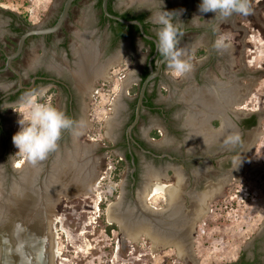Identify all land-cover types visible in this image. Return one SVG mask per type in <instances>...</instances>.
I'll return each mask as SVG.
<instances>
[{
  "label": "flooded vegetation",
  "instance_id": "1",
  "mask_svg": "<svg viewBox=\"0 0 264 264\" xmlns=\"http://www.w3.org/2000/svg\"><path fill=\"white\" fill-rule=\"evenodd\" d=\"M96 1L94 0L92 7V10L97 12L95 22H78L76 24L64 22L55 32L26 38L19 56L12 61L13 66L20 72L21 80L11 69H3L6 55L9 53L5 54L4 49L0 47V51L2 50L0 52V177H4L1 178L3 182H0V196L2 194V198L5 200L0 203V264H36L39 262L42 252V237L48 238L45 243L47 244L46 248H50L51 234L54 230L57 231L55 223L59 221L58 217L55 216L57 219L54 224L48 222L50 219L51 221L53 218L55 219L50 216L52 212H49L51 210L49 205L52 206L56 202L53 195L57 194L59 188H68L67 190L84 186L89 188L91 184L89 173H99L103 170L104 157L110 151L119 156L118 160L123 162L126 167L124 169L128 170L126 195L135 205L134 212L139 213L142 212V208L139 207L141 200L138 191L154 179L149 174L144 176L149 172V168L151 171H155L156 176H159L161 180H166L168 183L169 180L174 179L173 176L172 178L170 176L173 173L172 168L178 169L179 177L180 174L184 177L187 171L190 177L193 175L195 179L199 175H194V169L197 166L193 165L194 160L205 172L208 171L205 164L217 156L226 155L225 162L233 163L238 158L241 149L248 145L245 140L246 135L257 124L256 114L250 113L246 108L238 107V102H236L248 94L249 86L245 90H240L239 85L233 80L229 85H226L221 77L204 74L200 70L202 71L205 67L202 69L199 67V71L195 73L197 76L196 85L210 91L201 93L199 97L196 95L197 101L195 102L198 103V106H203V112L207 113L208 121H206V125L200 121L195 122V128L190 125L192 128L188 132L185 121L179 127L181 130L180 149L169 150L164 146V137L170 132V118L182 110L183 103L171 102L169 93L171 94L173 91H170L169 88L173 79L170 78V70L163 62L157 76L148 81L139 108L138 119L129 128L136 116L141 84L151 70L149 58L152 56L150 63L153 70H156L158 61L162 57L156 50L154 41L141 35L138 25L134 24L137 28H129L125 34H119L116 30L117 23L103 19V16H108L104 13L103 16L101 15L103 11L96 6ZM117 1H110L111 12L108 11L111 14L119 16L126 13L130 17L139 15L137 6H130L125 11L118 10L115 7ZM182 7L185 11L186 0ZM58 14L53 18L54 20L46 21L42 25L25 26L24 31L29 27L51 26ZM179 22L176 24L177 27H179ZM140 23L144 32L157 40V25H150L143 20ZM202 24L203 27L191 24L189 27L186 22L185 32L179 39L178 47L186 51L182 44L184 36L187 33H198L208 29L212 39L209 43H205L207 44L205 49L197 51L198 58L207 57L214 60L221 50L214 46L217 35L215 29H211L214 22L208 27H205L206 23ZM144 39L150 40L153 46L151 43L145 42ZM31 42L33 43L34 59L25 62L23 51L28 45H31ZM124 56L128 57L131 66L123 72L124 79L120 81L119 89L114 95L116 101L113 102L112 99L106 110L103 111V115L100 116L102 121L101 137L96 131L94 122H92V127L87 125L91 121V117L87 115L90 113L89 94L92 89H95L96 79L109 77L112 68H118L116 72L122 73L124 60L121 57ZM18 59L19 62H17ZM142 59L144 63L141 62ZM117 76L119 77V75ZM125 76H128V80L125 79ZM114 79L111 82L114 83ZM203 83L206 85L204 86ZM224 84L226 86H223ZM45 86L49 91L43 102L62 110L72 119L73 126L62 132L58 147L54 152L50 153L45 160L33 165L27 162L23 156L14 155L18 150L12 144L14 134L7 127L12 124L11 121L5 120L11 118L10 112L7 111L10 106L21 104L22 98L30 90H38ZM178 86H184V84H178ZM184 89L181 88V95L186 99V92L188 93L191 88L186 91ZM217 89L221 91V94H217ZM226 89L228 90L224 95L223 91ZM190 95H192L191 92ZM164 96H166L165 99L160 100ZM222 98L224 99L222 100ZM261 99L264 107V97ZM186 101L188 100L186 99ZM206 102L209 103L206 105ZM197 111L200 109L198 108ZM212 111L214 112L212 113ZM182 118H174L178 120L179 126ZM96 120L100 121V119ZM89 129L94 130L92 132L94 136L89 135ZM195 129L196 133H193ZM75 131H79L80 135H74ZM188 137H197L203 143L202 149L200 148L198 152L202 155L198 156V160L186 156L183 151ZM106 142L109 144L107 145ZM17 161L22 163L21 167H17ZM203 162L205 163L203 164ZM237 162L239 163V160ZM230 173L232 174V171ZM12 177L14 178L12 179ZM14 181L17 182V186H14ZM95 182L98 186L100 179ZM80 195L82 198L78 203L83 204L89 193L81 192ZM73 197L75 196H71V198ZM159 212L162 214L166 212V209ZM132 218L134 217L132 216ZM250 242L248 249L237 260L229 264H243L244 261L249 262L245 264H264V228ZM49 264H52L51 260H49Z\"/></svg>",
  "mask_w": 264,
  "mask_h": 264
},
{
  "label": "rangeland",
  "instance_id": "2",
  "mask_svg": "<svg viewBox=\"0 0 264 264\" xmlns=\"http://www.w3.org/2000/svg\"><path fill=\"white\" fill-rule=\"evenodd\" d=\"M184 1L178 0V2L173 3L174 0H164L165 10L168 12H173L175 7L181 8L174 20L176 22L174 25L180 21L184 11V7H182ZM63 2L64 0H0V47L4 49L3 52L5 54L12 52L19 38L17 34L10 31L9 26L13 22L10 12L22 15L32 26H39L46 21H52L60 12ZM121 2L122 6L119 7L123 9V3L126 1L122 0ZM249 2L252 9L251 14H234L228 18H223L218 14L215 16L212 12H198L195 9L193 14L195 19H192L191 23L197 20L206 23L205 27H208L214 22L211 29L214 28L215 33H217L215 42L223 38L228 46L221 49L214 60L207 57L198 58L197 51L206 48L207 44L205 43H209L212 39L211 32L207 29L198 33H187L182 44L185 47L189 46V50L186 48V51L185 49L184 51L187 54V59L192 64V70L182 78H175V81L169 71L170 78L173 79L169 88L173 92L169 95L176 99L181 94L182 87L188 89L190 86H195L197 93L199 92V87L196 85L197 76H195V73L199 71V67L201 69L205 67L202 71L200 70L204 74L221 77L226 85H229L233 80L239 85L240 90H245L249 86L248 94L236 102H238V107L246 108L250 113L256 114L257 124L246 135L245 140L248 145L241 149L242 151L236 161L233 163L228 161L227 164L225 162L226 155L217 156V158L205 164L207 165L205 168L208 169L205 172L194 160L193 165H197L194 169V175H199V177L194 179V176L190 177L187 171L184 177L180 174L178 202L177 200L173 202L166 209V212H163L152 221L144 213L134 212L135 205L126 195L128 170L124 169L126 167L123 162L118 160L119 156L110 151L111 154L109 153L104 157L103 170L99 173H89V181L91 182L89 188L87 186L69 190H67L68 188H59L57 194L53 195L56 202L52 206L49 205L51 209L49 212H52L51 217L57 216L59 221L55 223L57 254L54 256L52 264H229L237 260L248 249L250 241L263 231L264 107L261 98L264 97V0H249ZM93 5L94 0H78L71 7L65 22L74 24L78 22H95L97 12L94 9L92 10ZM29 7L33 9L31 15L28 14ZM32 48L33 43L31 42V45L24 49L25 62L34 59ZM121 59L124 60L122 73L116 72L118 68H112L109 77L96 79L95 89H92L89 94L88 107H90V113H87V115L91 117V121L87 125L92 127V122H94L96 131L99 132L101 137L100 127L102 121L100 116L103 115V111L106 110L115 92L118 91L120 81L124 79L123 72L131 66L127 56L121 57ZM17 62H19V59ZM208 62L212 63L207 64ZM114 75L115 77H113ZM232 77L233 79H231ZM113 78H115L114 83L111 82ZM125 79L128 80V76H125ZM201 82L203 81L201 80ZM178 84H184V86H178ZM225 84L223 86H226ZM203 85L206 84L203 83ZM201 89L205 92L207 88L202 87ZM165 97L160 100H164ZM193 104L195 109L203 107L198 106L195 101ZM20 108L21 104L18 103L7 109L11 114H9L11 118L5 121H11L12 126L7 125V127L11 129L13 134L20 129L18 121L21 117L17 112ZM96 119H100V121ZM184 119L182 118V120ZM195 122L198 123L199 121ZM180 123L179 126L177 121H169L171 125L170 132L164 137L165 143L163 142L169 150L180 149L181 130L179 127L185 121ZM202 123L206 125V121H202ZM190 125H193L194 128L196 126L193 121L190 123L186 121L187 132L192 128ZM93 131V129H89L90 136H94ZM98 132H96L97 135ZM106 144L108 145L109 142H106ZM202 144L197 137H188L183 151H185L186 156L198 160V156L202 155L201 153L198 154L200 148L202 149ZM236 162L239 166L236 165ZM120 163L122 164L121 167ZM148 171L144 176L149 174L151 178L159 177L154 176L155 171H151L150 168ZM172 171L175 173L178 172V169L172 168ZM230 171H232V174ZM173 173L170 174L171 178ZM1 178L4 177H0V182L2 181ZM97 179H100L99 185L93 187ZM173 181L175 182V179L169 180V183L172 184ZM13 184L17 186V182L14 181ZM208 189L215 190L214 193L218 189L220 190L211 202V211L203 220V223L191 227L195 211L199 206V196L201 192ZM142 191L144 192V187L139 189V197L142 195ZM81 192L89 193L83 204L78 203L81 202ZM2 196L1 194L0 203L5 201ZM71 196L75 197L71 198ZM119 197L120 200L113 207V210L116 216L123 217L128 222L126 231L124 229L120 230L114 223L107 222L106 209L108 204L111 201H117ZM98 201L100 202L97 211L96 203ZM149 202L156 207L164 204L163 197L159 194L153 196ZM142 205L141 203L139 207L143 208ZM134 215H137V217H134ZM132 216L138 218V223H135ZM144 221L151 226L150 233L156 234L155 236L160 238L156 243L160 248L152 251L153 242L151 238L144 236L143 232L140 233L138 241L128 235L127 229L131 233L132 228L144 225L140 224ZM108 225L114 226L108 228ZM154 226H160L161 229H164V232L161 233L162 236L159 235ZM170 238L172 240L179 239L183 242L184 252L182 255L178 254L174 244L170 242L167 245L165 243ZM46 241H48V238L43 236L41 257L36 264H49L50 254L49 247L46 248ZM43 247L45 248L43 249Z\"/></svg>",
  "mask_w": 264,
  "mask_h": 264
},
{
  "label": "clouds",
  "instance_id": "3",
  "mask_svg": "<svg viewBox=\"0 0 264 264\" xmlns=\"http://www.w3.org/2000/svg\"><path fill=\"white\" fill-rule=\"evenodd\" d=\"M199 11L212 12L215 16L218 14L228 18L234 14L249 15L252 9L249 0H201ZM171 13L162 11L157 18L160 27L156 32V50L163 58L171 75L174 78H182L192 70V64L187 59L186 52L178 47L182 32L172 23ZM214 46L217 49H224L228 45L221 38L215 42ZM141 62L144 63L143 59ZM48 91L47 86L30 90L22 98L21 108L17 111L21 118L18 121L20 129L12 137L13 145L18 150L14 155L23 156L33 165L45 160L50 153L54 152L62 132L73 126L72 119L62 110L43 102ZM74 135L79 136L80 132L75 131ZM99 202L96 203L97 211Z\"/></svg>",
  "mask_w": 264,
  "mask_h": 264
},
{
  "label": "bare ground",
  "instance_id": "4",
  "mask_svg": "<svg viewBox=\"0 0 264 264\" xmlns=\"http://www.w3.org/2000/svg\"><path fill=\"white\" fill-rule=\"evenodd\" d=\"M114 100H115V96L113 97L112 101L114 102ZM16 165H17V167H21L22 163L17 161ZM154 176H156V174H154ZM173 178L175 179V183H173V184L168 183V182H164L163 180L160 179V177H156V178L152 179L151 181H149L148 183L145 184L144 192L142 191V195H140V200H141V203L143 204L142 205L143 209H145L147 211H151V212H159V211H164L165 209H168V207H170V205H172L173 202H175L176 200L178 202V198H179L178 197V192H179L178 191V185H179L178 182H179V178H181V177H179V172L176 171L175 173H173ZM93 185L96 186V182H94ZM219 190L220 189H218L215 193H214L215 190H213V189H208L206 191L201 192V194L199 196V203H198L199 206H198L197 210L195 211L194 218H193V223H192L191 227L192 226H196L198 223H201V222L203 223V220L209 215V213L211 211V202L214 200L215 195L218 193ZM158 194L163 197V201H164V206L162 208H159V209L149 202V200L153 196L158 195ZM117 203H118V200L117 201H113V202L108 204V207L106 209L107 222L108 223H115V224H117V226H118V228L120 230L124 229L126 231V228L128 227L127 226L128 222L125 221V218H123V217L119 218L118 216H116L114 214L113 207ZM134 217H137V215H134ZM56 219H57V217H55V219L53 218L52 221L50 219L48 222H52V224H54ZM134 221H135V223H138V218H134ZM140 224H144V225L137 226V228H132L131 229V231H132L131 233L127 229L128 235H130L131 238H134L135 241H138L139 238H140V236H139L140 233L143 232L144 236L151 238V240L153 242L152 243V248H151L152 251L160 248L158 246V244H156V243H158L160 238L158 236H155L156 234L154 235V234L150 233L149 229L151 228V226L147 225V222H145V221L140 223ZM10 228H13V227H10ZM155 228L158 230L159 235L162 236L161 233L164 232L163 231L164 229L163 228L161 229L160 226L159 227H155ZM171 229L173 230L172 227H171ZM176 230H177V228H176ZM182 238L184 239L183 236H182ZM50 242H51L50 248H49V250H50V260L52 261L54 256H56V254H57V231L54 230L52 232L51 241ZM170 242L175 245V247L177 248L178 254L182 255V253L184 252L183 251V242H181L179 239L172 240L170 238L165 243L167 245H169ZM161 244L164 245L163 243H161Z\"/></svg>",
  "mask_w": 264,
  "mask_h": 264
},
{
  "label": "water",
  "instance_id": "5",
  "mask_svg": "<svg viewBox=\"0 0 264 264\" xmlns=\"http://www.w3.org/2000/svg\"><path fill=\"white\" fill-rule=\"evenodd\" d=\"M74 1L75 0H64L59 14H58L54 24H52L51 26H48V27H29L22 34H20L15 49L12 52H10L9 54L6 55L5 65H4L3 69H7V68L11 69L15 73V75H17V77H19V79H20V72H19V70H17L13 66L12 61L19 56V54H20V52H21V50L23 48V45L25 43L26 38H28L29 36H32V35H41V34H47V33H51V32L57 31L62 26V24L65 22V20L67 19L68 15H69V12H70V9H71ZM101 7H102L103 13L105 15H107L108 17L112 18V19H115V20H117L119 22H122L125 25H128V24H136V25H138L139 29H140V32H141V35L143 37L147 38V39L153 40L155 45H156V38L153 37V36H150V35H148V34H146L144 32L139 20H137V19H129V20H127V19H124V18H122V17H120L118 15L111 14L108 11V9H107V0H102ZM192 7H193V0H186V9H185L183 15L180 18L179 27H178L179 30L182 32V35L185 32V25H186V22H187V20H188V18L190 16L191 11H192ZM181 36L179 37V39L181 38ZM151 59H152V56L149 58V65H150V69L151 70H150L149 74L146 76V78L143 80V82L141 84L140 94H139V97H138V100H137V106H136V116H135L134 121L129 126V128L138 119L139 108H140V105L142 103V99H143L145 88H146V85H147L148 81L151 80L153 77L157 76V74H158V72H159V70H160V68H161V66H162V64L164 62L163 58H161L158 61L156 70H153V67H152V65L150 63ZM65 189H67V188H65ZM119 200H120V197H119L118 201ZM141 211H142L141 213H144V215L149 217V219H151L152 221H154V219H156V217H159L161 215V213L147 211V210H145L143 208H142Z\"/></svg>",
  "mask_w": 264,
  "mask_h": 264
},
{
  "label": "crops",
  "instance_id": "6",
  "mask_svg": "<svg viewBox=\"0 0 264 264\" xmlns=\"http://www.w3.org/2000/svg\"><path fill=\"white\" fill-rule=\"evenodd\" d=\"M122 0H118L117 1V4L115 5V7L118 9V10H122V11H125L127 8H129L130 6H137V8H139V12H137L139 15L138 16H141L142 20L143 21H146L148 24H152V25H157V27L159 28L160 26L158 25L157 23V18L158 16L161 14L162 11H167L165 10V4H164V0H125L126 2L123 3L124 4V7H122L123 9H120V7L122 6ZM200 1L201 0H195L194 1V4H193V9L191 11V15H190V18L189 20L187 21V26L191 27V25L193 26H202V23L195 20L193 21V23H191V20L195 19L194 17V10L197 9V11L199 12V9H198V4H200ZM178 2V0H174L173 3H176ZM172 3V4H173ZM195 5H197V7H195ZM120 6V7H119ZM160 7V8H159ZM195 8V9H194ZM180 7H175L174 11L172 12L171 14V19H172V23L175 24L176 22L174 21L180 11ZM189 23V25H188ZM189 46H186L185 48L188 49ZM202 52V50H200ZM202 54V53H201ZM192 90H191V89ZM195 88V86H190L188 87V90L190 89V91H188V93L186 92V99L188 101H186V99L183 97V95H178V99H174V98H170L171 99V102L174 103V101H178L180 103H183V106H182V110L178 113H176V115L174 116L175 118L178 116L179 117H183L184 120H181V121H188L189 123L191 121H193V123L195 124V121H208V117H207V113H204L203 112V107L200 108V111H197V109H195L194 107V104L193 102L194 101H197V99L195 98V96L197 95V97H199V95L201 93H204L202 91V87L198 88L199 92L197 93V89L195 88V90H193ZM187 88L184 89V91H186ZM227 90L226 89L225 91H223V94L226 95L227 93ZM183 91V92H184ZM210 90H205V93H208ZM217 91V94H221V91L220 90H216ZM190 92L191 94L193 95L194 93V99H192V95H190ZM182 93V92H181ZM208 95V94H207ZM223 95V96H224ZM190 96V97H189ZM203 96V95H202ZM190 98V99H189ZM224 98H222L223 100ZM205 103V102H204ZM209 102H206V104H208ZM199 113V115H198ZM202 113H204L205 115H203ZM178 115V116H177ZM170 121H178V120H175L173 118H170ZM196 132V129L193 130Z\"/></svg>",
  "mask_w": 264,
  "mask_h": 264
},
{
  "label": "trees",
  "instance_id": "7",
  "mask_svg": "<svg viewBox=\"0 0 264 264\" xmlns=\"http://www.w3.org/2000/svg\"><path fill=\"white\" fill-rule=\"evenodd\" d=\"M110 1L111 0H107V8H108V10L111 12V4H110ZM77 2V0H75L74 1V3L73 4H75ZM101 3H102V0H97L96 1V6L99 8V9H101L102 10V7H101ZM11 14V18H12V20H13V22L11 23V25L9 26L10 27V29H11V31L12 32H15L16 34H18V35H20V34H22L23 33V31H24V27L26 26H28V25H30V23L27 21V19L26 18H24L22 15H20V14H17V13H14V12H10ZM101 15L103 16V12L101 13ZM120 17H122V18H124V19H127V20H129V19H137V20H139V21H142V18H141V16H136V17H130V16H128L126 13L125 14H120L119 15ZM103 19H105V20H108L109 22H115V23H117V25H118V28L116 29L117 31H118V33L119 34H125V32L127 31V30H129V28H133V27H136V25H132V24H130V25H125L124 23H122V22H119V21H117V20H115V19H112V18H108V17H105V16H103ZM13 24V25H12ZM137 28V27H136ZM145 40V42H147L148 44L149 43H151V45L153 46V43L150 41V40H146V39H144ZM122 166V164L120 163V167ZM114 225H108V228H112ZM245 263H249V262H243V264H245Z\"/></svg>",
  "mask_w": 264,
  "mask_h": 264
},
{
  "label": "built area",
  "instance_id": "8",
  "mask_svg": "<svg viewBox=\"0 0 264 264\" xmlns=\"http://www.w3.org/2000/svg\"><path fill=\"white\" fill-rule=\"evenodd\" d=\"M45 1H47V0H45ZM48 1H51V0H48ZM44 3V2H43ZM4 5V4H3ZM5 6V5H4ZM33 13V9L31 8V7H29V9H28V14L29 15H31ZM110 167H111V165H110ZM110 172H112V171H110Z\"/></svg>",
  "mask_w": 264,
  "mask_h": 264
}]
</instances>
